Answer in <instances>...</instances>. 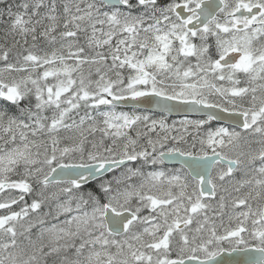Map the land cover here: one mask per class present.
Returning a JSON list of instances; mask_svg holds the SVG:
<instances>
[{
  "label": "snow or ice",
  "instance_id": "1",
  "mask_svg": "<svg viewBox=\"0 0 264 264\" xmlns=\"http://www.w3.org/2000/svg\"><path fill=\"white\" fill-rule=\"evenodd\" d=\"M0 264H264V0H0Z\"/></svg>",
  "mask_w": 264,
  "mask_h": 264
}]
</instances>
